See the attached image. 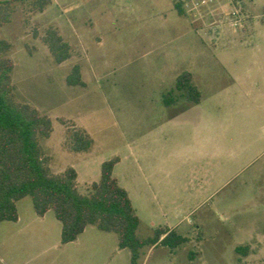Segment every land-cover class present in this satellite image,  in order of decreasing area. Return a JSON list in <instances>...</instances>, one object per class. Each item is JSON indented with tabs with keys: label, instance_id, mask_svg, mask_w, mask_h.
Returning <instances> with one entry per match:
<instances>
[{
	"label": "rangeland",
	"instance_id": "obj_1",
	"mask_svg": "<svg viewBox=\"0 0 264 264\" xmlns=\"http://www.w3.org/2000/svg\"><path fill=\"white\" fill-rule=\"evenodd\" d=\"M12 7L0 38L12 45L6 56L16 99L52 121L51 135L40 139L50 170L73 167L78 192L87 194L101 164L117 157L113 177L140 220L137 235L168 228L187 238L174 249H143L139 264H264V0H52L41 13L27 3ZM233 10L242 29L229 24ZM50 27L71 54L61 63L42 42ZM185 71L198 103L175 90ZM168 93L174 101L166 106ZM74 131L89 136V150H72ZM16 207L20 223L0 222V264H129L115 233L89 226L102 242L84 235L61 244L50 211L37 240L31 197Z\"/></svg>",
	"mask_w": 264,
	"mask_h": 264
},
{
	"label": "trees",
	"instance_id": "obj_2",
	"mask_svg": "<svg viewBox=\"0 0 264 264\" xmlns=\"http://www.w3.org/2000/svg\"><path fill=\"white\" fill-rule=\"evenodd\" d=\"M27 3L32 11L41 13L52 0H4L0 2V26L10 22L14 3ZM174 7L182 13L180 3ZM42 42L57 63L70 57L67 43L55 28L46 29ZM12 45L0 38V222H15L18 219L16 202L29 196L35 214L45 215L52 211L61 225L60 242L75 241L89 225L101 232L117 235L119 249L130 252L129 264H139L143 249L157 243L171 249L177 248L187 238L168 228H157L153 236L140 238L137 228L140 220L136 215L127 191L113 177L117 157L101 164L100 178L89 186L87 194L76 187L77 172L68 167L62 173H53L49 168L50 156L40 145V139L52 132L51 119L35 107L16 99L11 82L12 61L6 56ZM75 72L78 68L75 67ZM70 78L69 84H76ZM175 90L187 101L198 103L200 92L192 83V74L185 71L176 79ZM173 94V92H172ZM171 93L164 95V103H173ZM72 150L87 151L92 140L81 131L71 136ZM239 253L245 252L237 247Z\"/></svg>",
	"mask_w": 264,
	"mask_h": 264
},
{
	"label": "crops",
	"instance_id": "obj_3",
	"mask_svg": "<svg viewBox=\"0 0 264 264\" xmlns=\"http://www.w3.org/2000/svg\"><path fill=\"white\" fill-rule=\"evenodd\" d=\"M17 212H18V219H17V221H15V224H18V223H20L21 222V215H20V213H19V211H18V209H17ZM50 211H48L45 215H43V216H38L37 214H36V218H39V219H37V220H39L38 222H39V224H40V226L42 225H45V221L47 220V218H48V216H50L49 213ZM49 220H51L50 218H49ZM59 222V221H58ZM41 226V228L39 229V230H34V231H32L31 233L32 234H34L35 235V237H36V239L37 240H39L40 238H43L45 235H46V233H47V231H46V229H44L43 227ZM89 226H92V225H89ZM89 226H87L86 228H85V230L83 231V233H81L79 236H78V238L75 240V241H73V242H76V241H78L79 240V238H81L82 236H84L85 235V239L86 238H92V239H94V238H98V240H97V244H99L100 242H102V240H103V238H101L99 235H95L94 233H93V231H92V229H89L90 227ZM45 227V226H44ZM95 227V226H94ZM92 228V227H91ZM61 230V225L59 226V231ZM99 240H101L100 242H99ZM72 242V243H73ZM71 243V242H70ZM98 246V245H97ZM99 248H100V246H98V247H95V246H92L91 248H90V253H95V252H97V250H99Z\"/></svg>",
	"mask_w": 264,
	"mask_h": 264
},
{
	"label": "built area",
	"instance_id": "obj_4",
	"mask_svg": "<svg viewBox=\"0 0 264 264\" xmlns=\"http://www.w3.org/2000/svg\"><path fill=\"white\" fill-rule=\"evenodd\" d=\"M226 14L229 18V24L233 29L237 30L244 27L243 19L241 18L240 13L237 10L227 12Z\"/></svg>",
	"mask_w": 264,
	"mask_h": 264
}]
</instances>
